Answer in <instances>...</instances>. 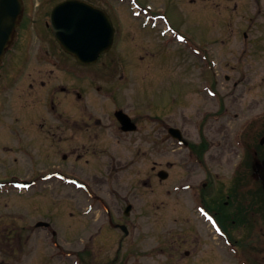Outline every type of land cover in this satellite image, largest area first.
<instances>
[{"label": "rangeland", "instance_id": "1", "mask_svg": "<svg viewBox=\"0 0 264 264\" xmlns=\"http://www.w3.org/2000/svg\"><path fill=\"white\" fill-rule=\"evenodd\" d=\"M57 1L37 0L51 4ZM137 1L153 8L157 25L155 20L145 21L142 14L133 19L129 1L115 0L114 45L95 64L80 65L55 47L47 54V60L42 52L39 59V53L33 51L32 62L22 64L17 83L9 82L13 87L6 89L5 105L0 112V145L5 146L1 178H37L31 188L18 194L8 191L12 185H3L2 213L4 219L17 220L22 245L29 237L27 245L36 242L42 247L43 233L36 230L35 237L30 226L34 221L51 220L50 227L69 241L80 230L86 238L97 237L88 243L66 244L70 253L89 251L90 257L86 255L83 264H109L113 258V264H174L177 233L181 237L187 235L186 230L178 231L176 225L186 213L191 214L192 220L195 212L189 192L176 191L177 186L188 183L180 160L188 151L170 138L166 129H179L192 151V144L197 143L214 149L223 146L222 164L215 161L210 165L213 174L221 177L214 180L225 184L224 187L230 182L235 164L250 157L263 135L264 128L254 127V120L251 127L246 126L257 115L258 123H264V28L260 33L254 24L247 25L249 18L255 16V7L249 0H195L193 4L189 0ZM100 4L112 13L107 0H100ZM240 5L244 7L241 12ZM145 22L149 24L140 30ZM15 52L10 48V61ZM7 64L5 61L0 69V74L3 71L6 75L3 80L9 71ZM40 79L47 82L43 94L37 87ZM1 81L2 78L0 91ZM26 82H33L36 88L30 91V105L23 108L17 97L23 99L29 93L20 88H26ZM234 83L237 87H233ZM59 87L67 93L60 94ZM15 96L16 104H12L11 98ZM225 96L231 106L225 105ZM49 99L54 101L52 109ZM118 109L148 131L147 145L138 149L125 138H118L113 117ZM233 113H238V119H233ZM228 119L232 121L227 122ZM75 123L101 126L97 131L96 154L85 153L80 162L74 163L80 173L69 176L84 183L87 188L83 190L62 175L71 166L61 159L66 144L59 142L58 137L51 142L52 138L41 133L35 135L40 124ZM242 123L245 126L241 128ZM162 127L165 133L159 139L156 134ZM241 133L245 135L244 150L238 138ZM87 139L82 135L75 137L77 145L92 147ZM137 153H145L147 160L132 161ZM227 158L231 159L229 165L225 163ZM159 169L167 171L166 180L157 178ZM201 179L198 172L191 175L194 182ZM254 179L243 180L245 191L252 193L258 186V178ZM144 182L147 184L142 185ZM127 204L133 210L125 238L119 230L109 228L107 221L111 218L117 223V207L122 212ZM260 235L264 236V229ZM203 236L208 237L204 233ZM263 238L258 241L262 242L261 247ZM73 260L75 257L69 258V264H74ZM220 260L219 252L206 250L181 264H218ZM257 261L264 264L261 256ZM227 262L235 263L231 259Z\"/></svg>", "mask_w": 264, "mask_h": 264}, {"label": "flooded vegetation", "instance_id": "2", "mask_svg": "<svg viewBox=\"0 0 264 264\" xmlns=\"http://www.w3.org/2000/svg\"><path fill=\"white\" fill-rule=\"evenodd\" d=\"M64 1L66 0H59L51 4L49 2L38 3L37 0H21L22 13L18 18L12 40L8 45L3 60L0 63V69L4 66L5 61L8 62L7 66H9V71L6 72L7 77L4 80L3 77L6 76L5 72L2 71V74H0V78H2L0 91V112L2 107L5 105L4 101L6 100L5 96L7 95L5 93L6 89L13 87L9 84V82L12 84L17 83V75L22 68V64H30V62H32L30 60L33 58V51L39 53V59L42 58L43 53L45 56L44 60H47V54L51 52L53 47L58 48L61 51L59 45L52 36V30L49 26V17L52 8L56 4ZM81 1L86 2L96 8H100L107 13L115 29V39L117 27L114 26L113 19L115 17L114 11L116 7L113 4L117 2H115V0H107L109 7H111L110 10H112L111 13L102 4H100V0ZM119 1L122 2V0ZM128 1L134 2L142 9V12L136 13V18L133 17V19H138L141 14L144 16L148 15V4L142 6L137 0ZM190 1L194 2L195 0ZM226 1L239 2L241 0ZM248 3L255 7V16L249 18L247 25L250 26L254 24L255 28L261 33L262 28H264V0H249ZM243 9L244 7L240 5V12ZM261 35L264 36L263 32ZM244 37H246L245 32ZM10 48L15 49L16 51L13 55V61L11 60L12 62L9 60V58H7ZM256 50L259 51L258 46L256 47ZM20 53H22V56ZM14 70L16 71L14 72ZM225 80L227 83L230 82L229 77H226ZM19 86H21V84ZM46 86V80L40 79L37 87L38 90H42L41 94H43V89H45ZM233 87H237V84L234 83ZM20 88H22L23 91L29 92L23 99L21 97H17L18 100H21V106L26 108L31 103L29 98H31L30 96L33 93H30V91L36 88V86L33 82H26L27 89L23 85ZM222 88L225 89V87ZM58 89L60 94L67 93V90L64 87H59ZM225 93L228 94L227 91ZM222 95L224 96V94ZM232 96H234V92L232 93ZM77 97H80L79 94H77ZM237 97H240L239 94H237ZM11 99V103L16 104V96L15 98ZM226 100L227 96L224 97V103L226 106H231V103ZM49 101L50 106L54 104L53 99H49ZM52 108L53 107L51 106V109ZM20 110L24 109L21 108ZM228 110L229 109L227 107V109L224 110V114H226ZM233 116L234 120L238 119V113H233ZM259 116L260 115L252 117L251 121L246 123V126H250V122L254 120V122H252L254 127L264 128V123H258ZM131 120L136 125L135 131H122L116 120V124L114 125L115 131L118 134V138H125L129 145H136V147L139 149L141 146L147 145L148 131L144 128H140L138 122H135L132 118ZM230 121H232V119L227 120V122ZM244 126L245 123H242L240 127L242 128ZM53 127H55V129H53ZM100 128L101 126L99 125L89 126V124L80 125L76 123L64 124L61 126L40 124L39 127L35 129V135H37L36 132L39 135L41 133V135H45L47 138H52V140H50L51 142H53L54 138L58 137L59 142H64L66 144L65 147L67 150L63 153L61 159L63 162L71 163V166L66 168L62 175L70 178L69 176L75 175L77 171L78 174L80 173L79 170H76L77 167L74 165V163L80 162L82 158L86 156L85 153H92L93 155L96 154L95 149L98 148V146L96 147V144L99 139V133H97V131ZM56 131H60V133L58 134ZM70 131L72 133H70V135L69 133L67 134V132ZM161 133H165L164 127L160 128L159 132L157 131V138L163 139L161 138ZM77 135L86 136L88 138L87 142L92 144V147H88L84 144L81 146L77 145V142L75 141V137ZM244 137L245 135L243 133H241V136L240 134L238 135L239 141L243 145V150L246 147ZM263 138L264 132L263 135L258 138L256 143L257 146L251 150L250 157L248 156L246 159L241 160L242 162L239 161L235 164L236 171L234 170L235 172L233 171L231 173V176H229L230 182L226 184L225 187V184L223 185L221 182L214 180H219L221 177H219L220 175L218 173L213 174L211 171L213 168L210 165L215 161L219 164H222V159L224 158L223 146L219 145L218 148L214 149L211 145L203 146L197 143L198 145H196V151H192L189 145L186 146L188 152L186 156H181L180 160L182 164L181 169L186 174V182L188 183L180 184L177 186L176 191L178 194L189 192L195 215L191 220V214L189 215V213H186L183 218L179 219V225H176L178 231L183 232L186 230L187 235L184 234V237H181L182 234L179 235L177 233L178 242H176L175 245L176 251L174 253L176 254V262L174 264H181L184 261H189L190 258L195 257L197 254L200 255L206 250L211 252L217 251L220 253L222 260H220L218 264H228L227 260L229 259L233 260L235 262L234 264H260L257 261V257L261 256L264 259V246L261 247L262 242H258L261 237H264L260 235L261 230L264 229V198L262 196V189L260 186L259 165L256 164L262 161L261 159L264 158ZM83 141L84 140H80L78 142L81 143ZM192 146L196 147L193 144ZM4 148V145H0V204L1 197L5 194V188L3 187L4 180L1 178L4 165L2 158ZM138 152L141 153V150ZM135 159L145 161L147 160V156L145 153L142 155L137 153L136 156L132 157V161ZM230 160L231 159L229 158L225 159V163L229 165ZM168 167L172 166L170 165ZM154 169L155 166L153 167V170ZM161 170L163 169H159L158 171ZM70 171L71 173H69ZM196 172L202 176V179L198 183L194 182V180H191V175ZM254 175H257L255 179L258 178L259 180L257 184L258 186L253 188L252 193L250 191H245L243 180L254 179ZM32 177L34 178L35 175ZM15 178L19 177L13 175L12 180L14 181ZM72 178L75 182L78 181L75 177ZM36 179V177L31 179V185ZM146 184V182L142 183V185ZM85 187L87 188V186ZM8 191H14L16 194H18L20 189L11 188L8 189ZM16 194L15 196H17ZM17 199L18 197H16V200ZM2 206L4 207V205H0V264H9V261H12V264H69L68 260L71 257H75V260H73L74 264H83L84 260L88 256L90 257L89 251L85 249L77 250L75 251L76 253H70L66 249V244H80L83 242L88 243L89 241L96 239V236H90L87 237V239L82 230H80L78 235L69 241L64 235L59 234L55 228L50 227V224L53 225L51 220H48L47 222L43 220L34 221L30 226L32 227L31 234H33L35 237L36 230H40L41 233H43V240L41 241L42 247L37 246L36 242L35 244L27 245L29 243V237L25 238V241L22 245L21 232L18 230L19 226L15 223L17 220L13 219L14 216L12 218L13 220L4 219ZM128 206L130 211L128 214H124V210ZM126 207L122 212L121 209L117 207V211L119 212L117 223L110 221L111 218L107 221L109 228L111 227L119 230L123 233L125 238L128 237V227L129 224H131L129 217L133 210V206L131 204H127ZM77 228L78 227L74 228L76 233L78 232ZM243 230H245L247 233L246 235L244 234ZM203 233L208 237L205 238ZM212 235L216 236V238H214ZM120 239L122 240L123 238L120 237ZM39 248H41L40 251L37 250ZM86 255L88 256L85 257ZM169 256H172V253H169ZM169 258L171 257H168L167 259ZM114 260L115 259L113 258L109 264H113Z\"/></svg>", "mask_w": 264, "mask_h": 264}, {"label": "water", "instance_id": "3", "mask_svg": "<svg viewBox=\"0 0 264 264\" xmlns=\"http://www.w3.org/2000/svg\"><path fill=\"white\" fill-rule=\"evenodd\" d=\"M21 7L19 0H0V60L10 41ZM50 25L52 34L63 51L83 65L95 63L112 45L114 29L108 16L102 10L82 1L68 0L56 5L50 14ZM114 115L122 131L135 130V125L124 112L117 111ZM168 132L183 143L179 130L170 128ZM259 173L264 191V160ZM158 176L163 180L167 174L162 171ZM129 209H126V214Z\"/></svg>", "mask_w": 264, "mask_h": 264}]
</instances>
